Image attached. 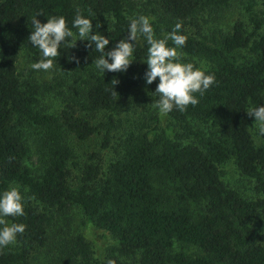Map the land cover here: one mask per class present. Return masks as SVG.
<instances>
[{
  "label": "trees",
  "instance_id": "trees-1",
  "mask_svg": "<svg viewBox=\"0 0 264 264\" xmlns=\"http://www.w3.org/2000/svg\"><path fill=\"white\" fill-rule=\"evenodd\" d=\"M137 1L0 0V189L16 184L35 198L27 200L24 216L9 218L26 228L16 243L0 248V264H32L31 254L50 244L52 212L73 205L113 246L98 260L84 235L61 237L50 244L45 264H264V147L255 144L245 111L264 104V0H146L155 35L180 22L188 36L183 59L197 67L207 63L215 83L197 105L173 109L164 126L139 120L123 130L107 167L86 163L77 189L69 185L74 154L67 138L85 141L102 132L107 148L112 132L122 128L116 117L133 90L144 86L154 102L158 78L144 83L142 40L125 72L102 76L94 65L99 53L77 40L74 48L58 49L53 82L40 84L32 77L39 71H18L22 52L31 62L38 58L27 41L30 20L37 12L41 23L62 15L71 27L77 9L91 13L92 25L99 23L96 30L110 37L107 51L127 36L128 18L141 15L133 14ZM234 4L246 21L210 37L189 33L204 12ZM47 93L60 99L58 113L40 107ZM97 114L103 119L94 123ZM30 133L43 157L39 173L25 164ZM95 157L99 162L96 154L88 160ZM229 162L251 180L253 198L222 179ZM188 247L197 253L186 254Z\"/></svg>",
  "mask_w": 264,
  "mask_h": 264
},
{
  "label": "clouds",
  "instance_id": "clouds-1",
  "mask_svg": "<svg viewBox=\"0 0 264 264\" xmlns=\"http://www.w3.org/2000/svg\"><path fill=\"white\" fill-rule=\"evenodd\" d=\"M40 15L43 14L37 12L32 16V30L27 37L28 43L38 50V58L30 65L34 71L50 72L54 64L57 65L56 58L60 55L58 49L65 46L74 48L79 40L86 41V47H91L92 50L94 48L99 53L94 65L101 76L106 70L123 73L136 59L134 53L137 43L142 40L147 46L143 62L147 65L143 74L144 83L152 84L158 78L152 92L155 97L152 104L161 117L167 116L173 109L184 111L189 105H197L199 97L215 83L214 73L207 70L204 62L197 67L194 61L183 59L182 49L188 36L181 33L180 22H177L170 32L157 37L153 28L154 17H129L127 36L116 41L113 48L105 51L110 37L93 30L94 17L91 13L85 15L77 9L71 27L62 15L49 16L45 23L37 19ZM99 27L97 23L96 29ZM245 111L254 118L257 139L264 140V104L249 107ZM26 191L27 189H22L16 184H9L0 189V248L16 243L18 235L26 228L24 223L9 222V218L14 220L24 216L27 200L35 199L27 197Z\"/></svg>",
  "mask_w": 264,
  "mask_h": 264
},
{
  "label": "rangeland",
  "instance_id": "rangeland-1",
  "mask_svg": "<svg viewBox=\"0 0 264 264\" xmlns=\"http://www.w3.org/2000/svg\"><path fill=\"white\" fill-rule=\"evenodd\" d=\"M145 2L146 0H138L136 2L137 5H135L137 10H134L133 14L149 15L151 12L150 10H145V6L149 8ZM245 18L246 15L244 14V11L237 10V6L234 4L229 10H208L204 12L195 23L188 26V31L194 35L210 37L211 34L216 32L226 33L231 29L236 20L239 19L246 21ZM93 30H96V25H93ZM201 62L203 61L198 62L199 67L201 66ZM31 63L32 62L26 54L22 52L18 61V71L23 72L27 76L31 73ZM204 65L208 68L207 63L204 62ZM52 76L53 75L50 72H37L32 75L34 80L40 84L52 83ZM39 101L40 107L46 112L58 113L61 110L62 105L60 99L57 98L54 93L42 94ZM152 103L153 101L144 86H139L134 89L129 100L122 108L121 113L116 117V119L121 120L122 128H117L112 132L107 148H102L101 146L103 141L102 132L92 135L85 141H77L72 136L67 138L68 144L73 149L74 154V159L68 163V168L71 174L69 185L73 190H76L80 183V178L83 174V167L86 163H91L93 165L100 163L103 170L107 167L110 160L114 157L115 150H118V138L123 130L134 127L139 120L145 121L147 125L151 127L155 126L157 123L164 126L166 123V117H161ZM154 117H156L155 122L151 120ZM91 118L93 122L96 123V121L98 122L103 119V115L97 114L91 116ZM248 126L253 135L255 144L264 147V140H258L256 137V125L254 123V118L250 115H248ZM35 138L36 134L34 133H30L26 138L29 155L25 164L31 170L35 171L34 173H39L42 167L43 157L37 150L38 148ZM91 154L98 155L99 162L96 157L88 160V156ZM222 179L230 187L238 189L245 197L253 198L251 180L241 177L231 162L223 167ZM52 215L54 216V219L51 227L48 229L50 244L56 242V240L61 237H71L82 234L92 246L94 257L98 260L103 259L107 254L108 248L113 246V242L108 236L103 234L83 218L78 207L73 205L64 213L53 211ZM49 246L44 250L33 252L30 257L31 263L45 264L47 255L49 256ZM174 247L175 251L180 250V247L177 244ZM182 250L186 254L197 253V250L193 247L184 248ZM126 262L132 264L133 261L127 260Z\"/></svg>",
  "mask_w": 264,
  "mask_h": 264
}]
</instances>
